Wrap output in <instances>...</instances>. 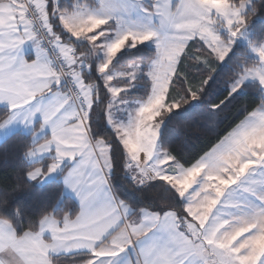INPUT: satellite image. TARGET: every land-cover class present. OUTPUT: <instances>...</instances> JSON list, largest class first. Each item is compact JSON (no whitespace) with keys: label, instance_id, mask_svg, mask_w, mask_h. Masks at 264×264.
I'll return each mask as SVG.
<instances>
[{"label":"snow or ice","instance_id":"snow-or-ice-1","mask_svg":"<svg viewBox=\"0 0 264 264\" xmlns=\"http://www.w3.org/2000/svg\"><path fill=\"white\" fill-rule=\"evenodd\" d=\"M0 264H264V0H0Z\"/></svg>","mask_w":264,"mask_h":264},{"label":"trees","instance_id":"trees-1","mask_svg":"<svg viewBox=\"0 0 264 264\" xmlns=\"http://www.w3.org/2000/svg\"><path fill=\"white\" fill-rule=\"evenodd\" d=\"M12 158H8L6 162L0 161V180H6L11 177Z\"/></svg>","mask_w":264,"mask_h":264}]
</instances>
